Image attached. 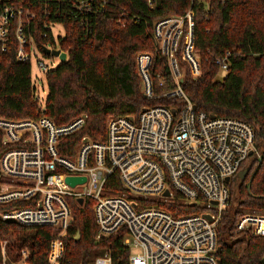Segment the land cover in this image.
<instances>
[{"label":"built area","instance_id":"2783aa9c","mask_svg":"<svg viewBox=\"0 0 264 264\" xmlns=\"http://www.w3.org/2000/svg\"><path fill=\"white\" fill-rule=\"evenodd\" d=\"M90 1L75 0L74 7L79 12L91 11ZM147 1L151 8L157 5V0ZM36 17L33 11L0 5V42L5 44L13 34L18 42L17 59L22 62L31 63L37 51L59 59L45 50L62 51L58 43L59 37L65 36L64 25L44 22L43 36L48 37L51 31L57 45L47 44L40 51L33 37L26 34ZM57 25L63 26L64 35L54 32ZM194 26L192 9L184 15L157 19L152 25V37L161 56L167 58L175 89L157 94L156 86L164 87L166 81L155 82V56L144 52L136 57L144 96L179 103L144 106L137 115L112 118L106 140L95 142L83 137L73 157L62 155L59 144L86 125L87 114L58 125L42 114L44 105L36 118H0L2 144L7 147L0 157V205H14L1 211L0 218L59 230L49 253L51 264H61L65 256L62 237L74 223L71 203L83 204L87 199L94 202L97 239H121L130 249L128 264H221L216 227L229 205V183L250 159L259 160L261 152L250 124L199 112L184 92L182 64L195 79L202 73ZM229 55L216 60L221 70H228ZM38 64L45 74L57 67L55 62L51 69L42 60ZM116 174L122 188L111 193L107 183ZM68 177L86 180L72 186ZM174 192L189 203L201 200L207 211L174 216L154 205L173 203ZM236 227L238 232L250 230L264 235V216L246 213ZM22 256L21 264H30L27 250ZM91 264H113L112 255L106 252Z\"/></svg>","mask_w":264,"mask_h":264},{"label":"trees","instance_id":"16d2710c","mask_svg":"<svg viewBox=\"0 0 264 264\" xmlns=\"http://www.w3.org/2000/svg\"><path fill=\"white\" fill-rule=\"evenodd\" d=\"M75 0H3L0 5L33 11L36 19L26 28L40 51L47 44L57 45L44 22L62 23L65 36L59 37V49L68 60L46 73L48 97L43 115L58 125L68 124L86 113V125L61 139L60 153L73 157L85 136L95 142L107 138L112 118L137 115L144 106L179 103L174 99H147L136 57L148 52L155 56V82L165 80L157 94L176 88L166 57L161 56L152 37V25L168 15L195 14L194 36L202 73L193 78L186 71L184 92L197 111L220 117H234L250 124L256 133L259 160L250 159L246 180L229 183L230 200L217 224L218 256L221 264H264V235L250 230L237 231L238 220L246 213L264 216V0H157L151 8L147 0H91V11L79 12ZM14 33V32H13ZM18 42L14 35L0 42V118L12 120L36 118L39 104L34 98L31 63L17 59ZM229 55V68L222 81L217 77L220 57ZM160 75V77H158ZM7 150L2 144L0 157ZM117 174L109 179L107 189L120 190ZM173 203H155L174 216L199 214L207 207L189 203L174 192ZM17 206V205H16ZM13 204L0 205V212ZM74 223L62 237L65 256L61 264H91L109 252L113 264H128L130 249L121 239L98 240L94 202L71 203ZM80 238L77 239V235ZM59 230L52 226H26L0 218V264H21L22 251L29 252L30 264H51L49 253ZM4 252V255L2 253Z\"/></svg>","mask_w":264,"mask_h":264},{"label":"rangeland","instance_id":"374dc122","mask_svg":"<svg viewBox=\"0 0 264 264\" xmlns=\"http://www.w3.org/2000/svg\"><path fill=\"white\" fill-rule=\"evenodd\" d=\"M56 34L61 33V35H64V28L62 25H57V27L55 28L54 31ZM156 46H157V42ZM38 53H36V55H33L32 59H31V77H32V81H33V86L35 87V94H34V98L38 101L39 104V110L41 109L42 106H46V100L48 97V84H47V80H46V74L41 71L39 69V64H38V60H42L44 61L47 65H49L50 69L51 68H55L56 66H58L59 63V59L58 58H53L50 59L48 57H44L43 55L40 54L39 51H37ZM151 53V52H150ZM52 62H55L54 66H52ZM183 71V78L185 76L186 71H189L190 75L193 77L191 71L189 70V67L182 64V69ZM226 75V71L225 70H221L217 80L218 81H222L223 78ZM201 76V75H200ZM199 76V77H200ZM38 110V111H39ZM86 114V113H84ZM81 201V200H80ZM228 209V207H227ZM3 255L4 252L2 251ZM133 253H136V251L134 250Z\"/></svg>","mask_w":264,"mask_h":264},{"label":"water","instance_id":"95a60500","mask_svg":"<svg viewBox=\"0 0 264 264\" xmlns=\"http://www.w3.org/2000/svg\"><path fill=\"white\" fill-rule=\"evenodd\" d=\"M45 53L47 55H52L54 57H59L61 63H65L68 60V54L66 52H62L60 50L50 51V50L46 49L45 50ZM250 170L251 169L249 167L243 169L242 171H240V173L238 174V177L237 178L240 179V180H242V181L246 180L247 176L250 173ZM237 178H236V180H237ZM85 180H86L85 178H79V177H68L67 178V182L69 184H71L72 186H75L78 183L85 182ZM165 194L168 196L170 193L167 190L165 192ZM207 217L210 218V216H208V215H207ZM76 238L79 239L80 238V234H78Z\"/></svg>","mask_w":264,"mask_h":264}]
</instances>
